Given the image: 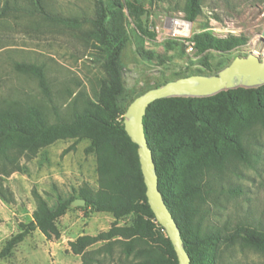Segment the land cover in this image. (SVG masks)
Masks as SVG:
<instances>
[{"label": "rangeland", "instance_id": "rangeland-1", "mask_svg": "<svg viewBox=\"0 0 264 264\" xmlns=\"http://www.w3.org/2000/svg\"><path fill=\"white\" fill-rule=\"evenodd\" d=\"M135 1L144 10L141 19L156 37L142 38L133 12L124 10L128 42L120 59L124 92L118 112L103 102L109 78L106 51L92 27L96 0H0V11L8 7L7 16L0 19V112L12 107L27 112L34 107L50 123L80 116L81 133L87 135L99 131L101 122L132 123V104L149 90L192 75H218L236 55H264V0H200L201 13L193 20L187 17V0ZM173 19L185 28L177 36L168 31ZM205 28L218 37L244 35L249 41L232 53L190 51L187 39ZM140 40L147 51L155 53L153 59L138 53ZM17 63L42 67L50 95L34 76L17 71ZM259 106H264V83L247 87L240 79L233 89L195 105L230 132L241 133L250 152L248 162L231 156V172L223 181L226 191L236 188L240 192H219L209 204L208 224L223 235L232 233L240 222L264 226V122L258 117ZM90 145L87 136L59 138L46 146L18 138L0 143V251L34 219L35 193L51 208L73 200L67 213L48 226L50 237L37 229L9 256L0 257V264H84L83 254L73 244L81 236L107 233L115 223L118 231L112 239L85 247L89 264H148L147 255L140 251L149 245L135 240L134 250L128 252V243L133 240L132 224L155 223L150 213L116 219L110 212L89 213L74 203L100 189L98 155L87 153ZM203 150L185 149L176 169L164 172L162 183L176 189L184 164ZM155 230L169 235L158 221ZM216 257L219 264H264L263 254L240 243L220 245Z\"/></svg>", "mask_w": 264, "mask_h": 264}, {"label": "trees", "instance_id": "trees-1", "mask_svg": "<svg viewBox=\"0 0 264 264\" xmlns=\"http://www.w3.org/2000/svg\"><path fill=\"white\" fill-rule=\"evenodd\" d=\"M126 8L133 12L141 37L154 39L156 34L141 19L144 10L135 0H96V12L92 20L94 34L106 51L105 70L109 81L105 86L103 102L107 106L110 104L118 112H121L118 100L124 92L120 59L128 42L124 12ZM7 12L8 7L0 11V19L6 17ZM186 12L188 19L193 20L201 13L200 0H187ZM188 40L193 43L199 54L211 51L232 53L247 45L249 41L244 35L229 34L226 37H218L208 28ZM137 50L143 58L155 57L154 52L145 49L143 40L138 43ZM237 56L246 57L248 54L235 57ZM15 68L34 76L43 92L47 96L50 95V86L42 67L17 63ZM224 92L203 98L171 97L157 100L148 107L144 117L145 133L153 151L159 188L178 224L184 247L191 258L190 264H219L216 257L218 247L235 243L264 255V226L261 222H240L232 233L223 235L214 226L209 225L207 220L210 201L215 199L217 193L240 192L236 188L226 191L224 187L223 181L232 168L231 156L244 162L250 160V152L243 143L241 133L230 132L218 120L195 108L197 103L217 98ZM230 104L232 105V100ZM157 106L161 108L158 109ZM257 111L259 119L264 122V106L257 107ZM81 118L79 116L73 121L50 123L34 107L27 112H23L19 107H12L0 112V143L18 138L23 142L46 146L59 138L78 137L79 140L83 136L89 137L91 145L86 151L96 152L98 155L100 189L84 197L86 205L83 209L89 210V213L110 212L116 219L130 214L150 213L155 223L151 220L137 221L129 227L133 240L128 243V252L134 250L135 240L144 241L149 246L141 249L140 253L147 255L148 264H178L170 236L155 230L157 219L146 196L138 146L133 144L125 124L116 121L101 122L99 131L83 135ZM191 147L204 150L184 164L178 187L169 189L162 183L164 172L176 169L180 154ZM68 151L69 149L65 152ZM35 194L38 209L34 219L23 225L22 229L7 241L0 251L1 258L9 256L37 229L50 237L48 226L64 216L73 201L67 200L56 208H51L40 194ZM117 231L115 223L109 232L97 237H79L73 245L76 252L83 254L84 264H89L88 253H84L85 247L101 239L110 240Z\"/></svg>", "mask_w": 264, "mask_h": 264}, {"label": "water", "instance_id": "water-1", "mask_svg": "<svg viewBox=\"0 0 264 264\" xmlns=\"http://www.w3.org/2000/svg\"><path fill=\"white\" fill-rule=\"evenodd\" d=\"M264 42V31L261 34ZM237 79L247 87H258L264 83V55L253 53L237 56L224 67L218 75H192L171 81L162 87L149 90L138 97L131 106L133 122L126 123L125 128L131 140L138 145L141 170L146 185V196L157 221L169 232L178 257V264H190L191 258L184 247L183 239L173 214L167 207L159 188V179L151 147L145 133L144 117L148 107L157 100L171 97H211L220 92L233 89ZM76 205L85 206L86 201L76 199Z\"/></svg>", "mask_w": 264, "mask_h": 264}, {"label": "built area", "instance_id": "built-area-1", "mask_svg": "<svg viewBox=\"0 0 264 264\" xmlns=\"http://www.w3.org/2000/svg\"><path fill=\"white\" fill-rule=\"evenodd\" d=\"M183 26L184 25H181L178 19H173L170 27L168 28V31L171 35L177 36V34L180 33V30H185ZM187 46L190 51L194 50V45L190 41L187 42Z\"/></svg>", "mask_w": 264, "mask_h": 264}]
</instances>
